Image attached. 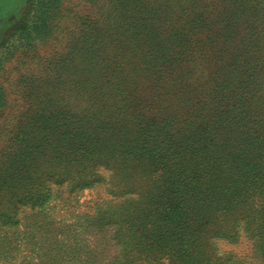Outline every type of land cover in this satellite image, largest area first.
<instances>
[{
  "label": "rangeland",
  "instance_id": "374dc122",
  "mask_svg": "<svg viewBox=\"0 0 264 264\" xmlns=\"http://www.w3.org/2000/svg\"><path fill=\"white\" fill-rule=\"evenodd\" d=\"M232 1L0 0V192L9 185L6 169L28 157L19 129L30 131L27 120L33 114L40 120L31 137L55 140L46 148L50 160L36 167L53 168L47 178L61 183L55 187L60 185L43 180L32 194L13 189L10 206L0 193V264H264V0H250L254 13L243 27L250 30L243 33L250 37L247 45L233 41L248 48L260 73L238 126L222 119L204 133V148L194 152L196 139L178 130L186 131L184 117L176 114V122L167 125L179 149L170 175L163 171L167 157L153 172L140 174L127 162L130 170L116 173L122 161L110 157L117 149L110 141L85 145L76 138L88 124L97 126L111 114L122 112L129 119L124 107L91 92L95 73L140 77L193 37L200 15L207 21L222 19ZM93 56L98 64L92 80L83 84ZM129 137L121 138L124 147ZM100 150L108 157L97 156ZM87 175L92 176L88 188L65 190ZM197 182H220L234 192L225 214L213 220L219 231L206 246L207 233L193 231V216L183 227L177 221V207L183 205L177 200L186 201L183 194L189 193L178 187ZM152 184L165 188L161 202L144 200ZM130 200L142 211L139 229H126L119 221ZM159 223L172 226L154 236Z\"/></svg>",
  "mask_w": 264,
  "mask_h": 264
},
{
  "label": "trees",
  "instance_id": "16d2710c",
  "mask_svg": "<svg viewBox=\"0 0 264 264\" xmlns=\"http://www.w3.org/2000/svg\"><path fill=\"white\" fill-rule=\"evenodd\" d=\"M242 1L244 0H233L230 3L233 6L227 7L222 19L207 21V17L200 15V22L191 30L193 37L186 39L170 57H164L161 63L159 61L156 67L148 69L140 77L130 73L112 72L111 78L109 73H95L97 79H93L95 82L92 83L91 92L96 95L97 99L109 101L114 106L124 107L123 113H126L129 119L123 118L122 112L111 114V117L106 118L97 126L88 124L83 132L76 135V138H81L85 145L92 142L103 146L110 141L117 148L111 152L110 157L118 155L122 161L117 165L119 168H114L116 173L129 171L130 169L125 166L127 162L134 164V170L136 172L138 170L140 174L153 172V168L157 169V163L167 157V168L163 171L166 175H170L172 171L168 167L176 163L179 149L178 143L173 142L169 137L170 129L167 125L169 121L176 122L178 119L176 114H181L180 116L184 117L183 121H185L181 124V128H185L186 131L180 128L178 130L189 135L193 134L196 139L193 141L194 152L200 147L204 148L208 143L204 141L207 137L204 133L209 132L212 125L222 119H230L231 124L238 126L242 122L241 109L246 106L245 101L254 93L253 89L257 86L258 74H260L259 65L257 62H252L254 56L245 52L249 51L248 48H244V45L239 48L233 42L243 40L247 45V40L250 39L246 35L250 33V30L244 31L243 27L246 26L247 18L253 16L254 11L250 0L243 2L245 4ZM95 56L90 58V70L87 67L83 84L87 78L92 80V70L98 64ZM106 79L111 83L115 82L109 85ZM98 80L101 82L100 85L97 83ZM115 86L116 88H113ZM135 110L147 117L142 116L141 118ZM31 117L33 119L27 120L30 124L28 127L30 131L25 127L19 129L22 133L21 138H25L26 144L22 148L28 157L26 160L15 161L14 169L4 171L7 173L5 181L9 185L2 186L0 193L8 198L7 206L14 204L12 200L10 201L9 195L13 189L17 192L38 193L43 180H46L48 184L60 185L55 187H61L59 179L54 177L49 180L47 178V174L54 171L53 168L36 167L40 162L50 160L51 150L49 149L54 146L51 142L55 140H52L49 135H45L42 139L31 137L40 120L35 114ZM144 125V129L140 127ZM125 136H130V139L126 141L124 147L121 138ZM147 148L149 149L146 152ZM104 152L100 150L96 155L104 159L108 157ZM89 155L90 153H86L84 159L87 160ZM153 157L156 160L152 161ZM242 158L245 160L243 155ZM91 179L92 176L87 175L80 184H72L73 181H70L65 186V190L88 188L91 185ZM154 184L151 185L153 187L144 200L161 202L166 194L165 188ZM200 184L197 182L193 185L185 184L178 187L183 192L189 193L183 194L187 196L186 201L178 198L177 201L183 202V205L179 203L176 212H179L180 219L177 221L182 227L187 224V217L193 216V231H196L199 236L204 230L207 233V240L204 244L206 246L209 244L210 235L219 231L216 230L218 221L213 222V220L218 215L225 214L234 192H231L228 184L226 187L220 182L211 186ZM172 192L175 191L172 190ZM34 203L33 201L31 204ZM127 204L122 208L124 215L119 221L122 223L125 221L123 227L126 229H134L136 226L138 229L141 228L144 221L142 211L137 209L135 200H130ZM129 206L133 209L128 208ZM171 226L172 223L165 225L159 223L153 235L168 233ZM194 245L193 248L196 249L195 241Z\"/></svg>",
  "mask_w": 264,
  "mask_h": 264
}]
</instances>
